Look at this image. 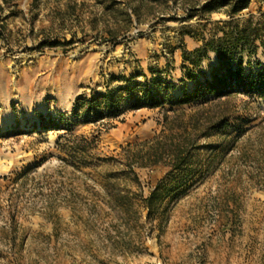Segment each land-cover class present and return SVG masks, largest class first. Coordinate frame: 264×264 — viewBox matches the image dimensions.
<instances>
[{
  "label": "rangeland",
  "instance_id": "obj_1",
  "mask_svg": "<svg viewBox=\"0 0 264 264\" xmlns=\"http://www.w3.org/2000/svg\"><path fill=\"white\" fill-rule=\"evenodd\" d=\"M208 2L0 0V86L15 97L14 118L0 107V264H264L263 98L40 128L107 89L181 97L219 65L214 52L195 66L183 51L231 20L264 41V0L232 19V4L208 14ZM255 46L246 73L264 63ZM177 145L196 147L184 173H170ZM157 188L149 211L143 199Z\"/></svg>",
  "mask_w": 264,
  "mask_h": 264
},
{
  "label": "trees",
  "instance_id": "obj_2",
  "mask_svg": "<svg viewBox=\"0 0 264 264\" xmlns=\"http://www.w3.org/2000/svg\"><path fill=\"white\" fill-rule=\"evenodd\" d=\"M1 1L9 4L17 0ZM231 2L232 0H209L208 4L205 5V11L211 14L217 12L220 7L232 4L226 12V15L232 19L241 11L247 9L249 5V0ZM232 21L227 24L229 29L227 31L223 29L220 36H218V33H213L209 38L202 37L200 48L191 52L183 51V61H189L195 66L199 65L209 52H214L218 55L219 65L210 79L195 81L194 88L189 92H184L181 97L169 98L167 97L168 91L165 88H157L153 91L147 86L138 84L123 90V92H126L123 95L125 98L122 97V88L117 91L107 89L105 93H99L90 98L77 99L72 107L71 115L57 117L56 121L51 123V126L44 124L41 118L40 128L45 131L61 129L71 131L70 118L76 119L75 124H90L108 119L115 120L126 109L158 108L165 103H170L172 106L207 103L211 100L237 94L257 96L264 99V63H257V71L251 70L246 73L244 68L245 57L250 58L257 50L255 42L260 40V45L264 48V41L251 25L239 27ZM135 77H138V75ZM113 80L128 81L126 77H114ZM168 86L170 85L168 84ZM190 148L195 150L196 147L177 145L172 149L170 155H167L170 158V173H184L188 170V159L192 156ZM161 159V156L156 158L152 165H155ZM158 192L157 188L147 198L143 199V203L149 211L161 201ZM118 201L121 202V199L118 198Z\"/></svg>",
  "mask_w": 264,
  "mask_h": 264
},
{
  "label": "crops",
  "instance_id": "obj_3",
  "mask_svg": "<svg viewBox=\"0 0 264 264\" xmlns=\"http://www.w3.org/2000/svg\"><path fill=\"white\" fill-rule=\"evenodd\" d=\"M4 69H0V77L2 81L6 80ZM15 97L11 94V91H5V86H0V107L4 109L2 117L11 120L14 118V113L11 110V105L13 104Z\"/></svg>",
  "mask_w": 264,
  "mask_h": 264
}]
</instances>
